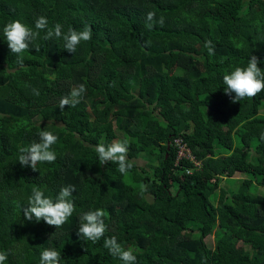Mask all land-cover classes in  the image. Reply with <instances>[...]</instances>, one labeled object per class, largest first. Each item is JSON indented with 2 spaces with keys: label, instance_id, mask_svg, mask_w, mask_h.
Returning <instances> with one entry per match:
<instances>
[{
  "label": "trees",
  "instance_id": "1",
  "mask_svg": "<svg viewBox=\"0 0 264 264\" xmlns=\"http://www.w3.org/2000/svg\"><path fill=\"white\" fill-rule=\"evenodd\" d=\"M39 17L48 28L61 24L65 33L89 25L92 38L72 53L62 38L45 41V29L18 64L3 28L19 20L38 31ZM251 55L264 70V0H0L5 264H40L47 248L60 253V264H122L103 238L92 243L77 236L79 216L97 209L105 213V237L132 248L136 264H264V193L254 191L264 187V90L232 103L235 94L225 95L223 83ZM196 63L202 71L195 72ZM79 84L92 98L90 110L81 99L61 111L60 99ZM41 130L58 136L51 149L56 160L34 172L18 155L38 142ZM177 137L198 171L186 174L194 168L184 159L174 164ZM113 140L128 141L134 166L127 175L98 162L94 146ZM140 156L145 166L137 165ZM234 174L243 178L234 191L225 190L221 177ZM67 185L76 188L69 198L75 210L58 230L24 219L33 187L55 199ZM211 234L208 248L204 239ZM234 240L243 246L238 255Z\"/></svg>",
  "mask_w": 264,
  "mask_h": 264
},
{
  "label": "clouds",
  "instance_id": "2",
  "mask_svg": "<svg viewBox=\"0 0 264 264\" xmlns=\"http://www.w3.org/2000/svg\"><path fill=\"white\" fill-rule=\"evenodd\" d=\"M154 18V12L150 11L146 14V20L149 22L147 26L149 28L153 26L151 22L154 21ZM157 22L163 24V18H160ZM35 29L38 31H33L32 28L22 24L19 20L11 21L3 28V35L6 39L7 46L10 52L17 57L18 64L23 63V58L20 54L29 50L30 45L39 36L40 31L45 29H47L46 34L43 36L45 41L53 38H62L64 49L72 53L76 52L77 46L81 42H87L92 38V29L89 25H85L79 31L69 27L65 33L63 32V26L59 23L55 24L52 28H48V21L45 17L36 19ZM205 47L208 49L209 55L214 54V46L211 41L205 42ZM35 50L39 51V48ZM260 63L261 61L258 57L251 55L246 67L237 66L229 74L223 76V83L225 85L224 94L229 97L235 94L231 100L232 103L240 102L244 98L255 97L264 90V70L258 66ZM34 92L36 95H39L38 91L34 90ZM85 92L86 88L83 84L73 85L70 88L69 94L60 99L59 109L63 111L66 106L75 107L80 103L81 97ZM38 136V142L34 141L27 147H21L18 155L19 164L22 167H30L34 172L38 171V164L45 162L53 163L56 160V153L51 149L56 144L58 136L48 130H41ZM175 139L181 141L179 137ZM128 147L127 140H113L109 143H98L94 146V151L98 156V162L101 166L109 162L116 164L118 165L117 171L121 175H127L134 166V162L128 159ZM191 157L192 161L190 162L192 165L194 162L197 165H193L194 169L185 171L186 174L194 170L198 171L200 168L199 163L193 159L192 155ZM174 164H176V159ZM75 191L76 188L74 185L63 186L55 199H53L46 197L41 188L33 187L31 195L28 198L27 207L22 208L24 219L29 222L35 220L37 223L43 221L48 226H54L58 230L67 222L75 210L74 202L69 199ZM104 216L103 209L84 212L79 216L77 236L84 241H91L92 243H96L103 238V247L108 250L111 256L118 258L122 261V264H136V255H134L132 248L125 249L118 242L116 236L105 237L107 229L103 219ZM57 234V231L54 232L52 239ZM7 259L8 254L5 251H0V264H5ZM60 262L61 255L53 248L44 249L40 253V264H60Z\"/></svg>",
  "mask_w": 264,
  "mask_h": 264
},
{
  "label": "rangeland",
  "instance_id": "3",
  "mask_svg": "<svg viewBox=\"0 0 264 264\" xmlns=\"http://www.w3.org/2000/svg\"><path fill=\"white\" fill-rule=\"evenodd\" d=\"M194 70H195V72L196 71H198V72L202 71L203 70V66L201 65V63L194 64ZM81 99L86 102V105H87L86 107H87L88 110H90L89 108H90V103H91L92 98H88L86 96V93H85L81 97ZM115 124H116V122L111 121V125L112 126H114ZM113 129H115V128H113ZM225 133H226V131H225ZM135 161H136L137 165H139V166H143V165L145 166V164H146L145 163L144 156H140L139 158L138 157L135 158ZM241 178H243V176H240L239 174H234L232 178L231 177H228L226 175H223L221 177L219 183H220L221 186L225 187L224 188L225 190L234 191L236 189L237 184H238V180L241 179ZM254 191L255 192L258 191V192H263L264 193V187L263 188H261V187H259V188L255 187ZM216 199L217 198H216L215 193L214 192H211V195H210V198H209L211 204H213ZM204 242H205V244H206V246L208 248H212L213 247V234L207 236L204 239ZM233 242H234V247H235V252L234 253H235V255H238V254H240L243 251V246H242L241 242H239L237 240H234Z\"/></svg>",
  "mask_w": 264,
  "mask_h": 264
},
{
  "label": "built area",
  "instance_id": "4",
  "mask_svg": "<svg viewBox=\"0 0 264 264\" xmlns=\"http://www.w3.org/2000/svg\"><path fill=\"white\" fill-rule=\"evenodd\" d=\"M174 145L177 148L176 150V163L177 161L184 159V160H188V161H192V157L190 152L188 151L187 148H185V146L181 143V141L179 139H175L174 140ZM194 166L197 165V163H193Z\"/></svg>",
  "mask_w": 264,
  "mask_h": 264
}]
</instances>
